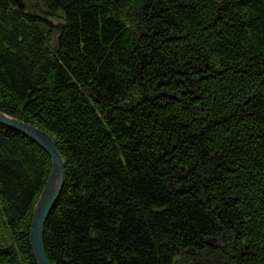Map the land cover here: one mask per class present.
Returning <instances> with one entry per match:
<instances>
[{
	"label": "trees",
	"instance_id": "1",
	"mask_svg": "<svg viewBox=\"0 0 264 264\" xmlns=\"http://www.w3.org/2000/svg\"><path fill=\"white\" fill-rule=\"evenodd\" d=\"M18 2L0 0V110L65 159L52 263L264 264V0ZM51 168L0 124V264H38Z\"/></svg>",
	"mask_w": 264,
	"mask_h": 264
},
{
	"label": "water",
	"instance_id": "2",
	"mask_svg": "<svg viewBox=\"0 0 264 264\" xmlns=\"http://www.w3.org/2000/svg\"><path fill=\"white\" fill-rule=\"evenodd\" d=\"M0 124L24 133L41 146L51 157L52 168L50 174L33 209L29 240L38 264H53L45 247L44 234L46 222L64 187L65 159L58 149L54 138L37 125L14 117L2 110H0ZM207 243L215 246L220 245L216 238H209Z\"/></svg>",
	"mask_w": 264,
	"mask_h": 264
},
{
	"label": "rangeland",
	"instance_id": "3",
	"mask_svg": "<svg viewBox=\"0 0 264 264\" xmlns=\"http://www.w3.org/2000/svg\"><path fill=\"white\" fill-rule=\"evenodd\" d=\"M18 1H19L18 3H19L21 8L23 7L26 10H32V11H33V4H38V2H40V0H18ZM37 7H40V6L37 5ZM61 20H62V18H60V17H54L53 18V21L55 23L60 22Z\"/></svg>",
	"mask_w": 264,
	"mask_h": 264
}]
</instances>
